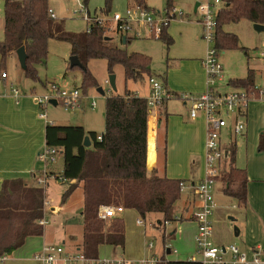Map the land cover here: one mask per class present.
<instances>
[{
  "label": "trees",
  "instance_id": "obj_1",
  "mask_svg": "<svg viewBox=\"0 0 264 264\" xmlns=\"http://www.w3.org/2000/svg\"><path fill=\"white\" fill-rule=\"evenodd\" d=\"M88 0H84L87 4ZM132 4L150 10L146 0H130ZM112 0H106L103 13H109ZM224 5L217 13V27L214 46L217 52L238 47L236 34L226 32L223 26L247 19L252 23L264 24V0H223ZM167 14L172 0H166ZM49 0H4V38L0 41V70L11 52L24 47L27 65L24 75L33 81L40 80L38 65L48 58L49 41L56 39L72 45L82 66V93L98 86V82L87 63L90 59H105L108 71L113 74L117 65L124 67L126 82H143L151 76L150 55L128 51L111 42L106 31L108 24L88 23L85 32L76 33L64 29L61 20L52 18ZM164 27L157 37L169 49L174 43L172 35ZM121 40L123 37H120ZM127 37V41H128ZM70 64V63H69ZM157 77V76H156ZM158 78V77H157ZM164 78V77H162ZM165 80V79H164ZM234 87L249 89L254 78L250 72L246 77L231 78ZM149 106L144 96L126 89L123 95L106 97L105 130L101 134L86 131L83 125L48 123L46 144L56 147L63 157L62 182L67 184L63 197L75 189L83 190V237L80 244L87 256H99L102 245L125 246V224L121 218H100L98 213L103 205H122L135 209L141 218L151 213L162 217L156 225L161 231L162 251H166L165 221L177 220V202L181 198L184 179L158 175L155 170L148 172L147 121ZM86 137L91 141L85 146ZM264 150V132L261 133L259 148ZM229 170L223 174L224 192L238 204L246 205L248 198V176L245 168L235 164L236 148L229 152ZM50 169V168H48ZM59 176V177H60ZM44 186L29 185L23 178H5L0 188V254H10L24 245L28 237L42 236L45 226L40 223L44 217ZM162 260L157 264H203L199 260Z\"/></svg>",
  "mask_w": 264,
  "mask_h": 264
},
{
  "label": "rangeland",
  "instance_id": "obj_2",
  "mask_svg": "<svg viewBox=\"0 0 264 264\" xmlns=\"http://www.w3.org/2000/svg\"><path fill=\"white\" fill-rule=\"evenodd\" d=\"M200 0H172V7L169 8L170 13H173V7L177 9L175 17L170 18L167 31L174 37V43L167 49L164 42L158 39L155 35H150L149 27L141 25L143 37H135L131 32L127 42H123L116 30V22L114 20L106 21L109 30L106 31L111 42L116 43L119 47L125 48L128 51H136L145 53L151 56L152 65L151 73L157 77L165 76L168 66L173 62L177 63L179 58L197 57L200 62L206 59L209 48H213L214 42H207L204 37V27L201 22L199 9H195V4ZM106 0H88L87 4L84 0H49L51 11L55 14L56 20H61L64 29L71 32H85L89 24L84 14L86 7L93 14L104 16L103 8ZM150 8L152 16L158 21L167 17L166 0H146ZM132 5L130 0H112L111 8L107 15H112L115 12H125ZM224 5L220 4V7ZM224 31L236 34L238 37V47L223 49L217 53V59L223 66L222 78L216 81L215 88L224 92L230 89L229 78L233 75H238L246 71L248 64L259 63L264 66V60L259 57L260 49L264 46V31H257L254 24L242 19L239 22L227 23L223 26ZM4 38V0H0V41ZM255 46H258L256 49ZM247 48L248 54L245 49ZM49 54L44 63L38 65V74L40 80L33 81L23 74V69L17 58V55H10L5 60V67L0 70L1 73L6 72L10 82H14L19 89L25 87V83L31 82L35 85V90L31 91L36 95H47L50 88L54 85L59 86L60 90H73L79 88L83 95L79 107H66L62 102L57 104L48 102L44 108L47 113V120L64 125H84L86 131L94 130L100 134L105 130V103L106 97L114 95H123L126 89H136L141 86L145 91L144 85L147 83V78L143 82L134 83L133 81L126 82L124 67L117 65L114 68L115 85L113 88L109 82L110 73L108 71V63L105 59H90L87 63L88 69L95 76L98 86L88 88L87 93H82L83 73L80 67H70V57L72 56V45L65 41L50 39L48 46ZM250 55V57H248ZM252 56H255L254 58ZM203 66V65H202ZM257 85L264 87V75L258 78ZM101 87L104 93H100L97 89ZM235 89V88H234ZM95 98L96 106L92 107L90 102ZM239 139V138H238ZM239 157L241 162L245 159L244 151L239 147ZM228 160V159H227ZM226 161V160H225ZM242 167V166H241ZM49 168L56 172V176H49L46 179L47 185L45 190V198L50 200L51 205L56 208L55 211L48 209L46 219L49 222L45 225V230L42 236L30 238L21 247L13 250L5 264H39L34 261L33 252L35 244H55L72 246L75 242L80 241L83 234V190L81 187L75 189L66 198L63 197L67 188V184L61 181L58 177L63 170V157L60 156L56 164L49 165ZM224 172L218 176V180L223 181L222 177L225 172H228L229 165L223 166ZM222 172V171H221ZM43 171H38V175H42ZM199 181L198 176L194 178ZM224 183V182H222ZM221 188L220 183L215 182L212 188V194L216 202L217 210L222 214L213 222V236L220 235L224 240L218 246H227L230 243L226 241L227 230L230 231L232 237L239 240L241 236L235 235V230L229 228L231 219L229 216L235 215L241 208L230 202L225 195L218 189ZM184 192L181 194V198ZM180 198V199H181ZM181 201V200H180ZM180 208L178 202L177 208ZM126 224V246L124 250H113L110 245H102L99 249V257H110L111 255H123L129 260H140L151 256L154 252H162L165 242L162 240L161 231L153 227L152 222L154 216L160 213H151L146 218H142L145 224H138L137 219L141 218L135 209H127L121 213ZM179 218V215H176ZM213 218V215H212ZM213 220V219H212ZM163 225H166L165 222ZM237 225V224H236ZM175 229L173 237L166 241L170 243L174 249H177L176 254H170L168 259H178L177 257L186 249H191L195 259L203 260L202 255L198 252L195 242L196 224L193 220L186 221H169L166 225V237L168 233ZM152 243V246L150 244ZM216 244V243H215ZM237 245V244H235ZM238 246V245H237ZM36 252V251H35ZM34 252V253H35Z\"/></svg>",
  "mask_w": 264,
  "mask_h": 264
},
{
  "label": "crops",
  "instance_id": "obj_3",
  "mask_svg": "<svg viewBox=\"0 0 264 264\" xmlns=\"http://www.w3.org/2000/svg\"><path fill=\"white\" fill-rule=\"evenodd\" d=\"M242 48L248 54L247 48ZM255 48L257 49L258 46H255ZM10 55H17V53L16 51L11 52ZM252 57L254 58L255 56ZM259 57L261 56L259 55ZM202 65L203 63L200 62L199 58L194 56L179 58L177 63L173 62L171 66H168L165 76H162L164 78H158L174 93H202L207 89L206 72ZM250 72L253 75L254 84H257L258 78L264 75V66H260L258 62L257 65L249 63L245 72L230 76L229 80L231 78L246 77ZM8 79V75L5 78H0V188L5 178L21 177L29 185L37 184L34 175L38 171L45 169L43 163L38 160L37 154L46 145L45 136L48 120L39 115L40 108L36 103L34 94L31 92L35 90V85L31 82L25 83V87L20 89L23 92V96L17 101L9 89V86L17 85ZM230 86V89L224 92L219 91V89L217 90L221 93H227L234 90V88H243L234 87L231 84ZM144 87V92H141L142 86L139 89H132V91L146 97L150 89L148 80ZM189 111L190 103H184L176 97L169 98L162 105L149 110L146 165L149 173L155 170L158 175L185 180V188L182 189L184 193L180 199L181 201H178L180 208H177V215L180 217L177 218V221L193 220L196 224L197 232L195 212L199 207V201L195 192L197 181L194 178L198 176L201 179L205 171L206 123L203 117L191 118ZM245 118L246 128L243 134L236 136L231 134L230 126L223 133L222 146L228 153V160L222 163L221 174L224 172L223 166L225 164L229 165L230 150L232 147H235V164L240 168H245L248 176V198L246 205L238 204L233 197L228 196L224 192L225 183H222L224 181L220 182L221 180L217 179L216 182H219L221 185V188H218L221 193L230 202L241 208L239 212L234 213L235 215L229 216L231 219L229 228L235 230L236 236H242L239 240H236L232 237L230 231L227 230L226 241L237 244L246 253L248 259H253L255 250L260 249L261 264H264V150L260 151L258 149L261 133L264 132V100H251L248 104ZM103 132L104 130L100 134ZM239 147L245 153L243 162H241L239 157ZM49 171L55 172L51 168ZM124 210H127V208ZM221 214L222 212L215 207L212 214L213 222ZM152 216L154 217L152 222L153 227L159 229L156 222L162 215ZM118 218L123 219L125 224L122 214ZM143 224H145V221ZM169 234H171L170 238L173 237L175 229L169 232ZM33 237L35 236L28 237L27 240ZM212 238L216 244L224 241L220 235L212 236ZM81 241L82 238L80 241L75 242L74 245L70 247L67 245L65 248L68 251L81 249ZM44 244L43 242H36L35 251L40 249ZM125 246L112 247L116 251L119 249L124 250ZM34 252L32 255H34ZM176 253L170 252L167 249L165 252H154L152 255H163L164 258L168 259L167 257L170 254ZM112 256L124 257L121 254L111 255L110 257ZM32 258L36 261L34 257ZM177 258L169 260H197L192 255L191 249H186Z\"/></svg>",
  "mask_w": 264,
  "mask_h": 264
},
{
  "label": "built area",
  "instance_id": "obj_4",
  "mask_svg": "<svg viewBox=\"0 0 264 264\" xmlns=\"http://www.w3.org/2000/svg\"><path fill=\"white\" fill-rule=\"evenodd\" d=\"M201 22L204 27V37L207 42L215 39L217 27V13L222 0H200L198 1ZM177 11L173 7V13L168 12L165 19L157 21L151 14V11L142 8L136 4L130 5L125 12H115L112 15L99 16L97 13L91 14L87 7L84 14L87 22L105 23L114 20L116 22V30L119 37H131L132 32L135 37H143L141 25L149 27L150 35L158 37L164 27L169 24L170 18L175 17ZM52 18L56 19L55 14L50 11ZM89 28V27H88ZM109 30V27H108ZM217 50L215 46L209 48L208 55L203 61L206 72L207 89L202 93L180 92L174 93L156 76L148 79L150 89L145 97L149 106V110L153 107L162 105L169 98H178L184 103H190V117H203L206 123V144H205V171L203 177L195 186L196 196L199 201V207L195 212V221L197 223V232L195 242L198 252L202 255L203 264H261L260 249H256L253 259H248L239 246L229 244L227 246H218L213 241V220L212 214L216 207L212 188L221 173L222 163L228 159V153L222 146V136L226 128L230 126L231 134L241 135L246 128L245 113L251 100H264V87L255 84L249 89H234L227 93H221L215 88L217 80L222 78L223 66L217 59ZM259 55L264 59V46L260 49ZM6 72L1 73V77H6ZM11 94L18 99L22 97L23 92L17 86H9ZM34 94V93H33ZM137 94V93H135ZM139 95V94H137ZM83 95L79 88L73 90H60L59 86L54 85L47 95H36L34 98L40 108L39 115L47 119V113L44 108L51 100L62 102L66 107H79ZM92 107L96 106L95 98L90 102ZM48 123H53L48 121ZM102 139V135L97 136ZM60 157L59 150L56 147L47 144L39 150L37 158L43 163L45 169L42 175L35 174V181L40 186H46V179L53 176L56 172L49 171V165L56 164ZM61 175V174H60ZM59 175V176H60ZM56 176V175H55ZM58 176V177H59ZM57 177V176H56ZM61 181L63 180L60 176ZM182 189L185 183L182 182ZM46 188V187H45ZM55 211L56 208L51 205L50 200H44V217L40 220L42 225H46L49 220L46 219V213ZM122 205H103L99 209L100 218H116L123 211ZM177 218V217H176ZM138 223L143 224L142 219H138ZM169 221H165L168 224ZM152 246V243L150 244ZM166 249L170 252H177L170 243L166 244ZM9 254H0V264H5ZM34 259L39 264H157L162 259L159 256L151 255L140 260H129L121 256H112L101 258L87 256L81 249L68 251L64 245L44 244L38 249L34 255Z\"/></svg>",
  "mask_w": 264,
  "mask_h": 264
},
{
  "label": "water",
  "instance_id": "obj_5",
  "mask_svg": "<svg viewBox=\"0 0 264 264\" xmlns=\"http://www.w3.org/2000/svg\"><path fill=\"white\" fill-rule=\"evenodd\" d=\"M199 5V2H196L195 4V8L197 9ZM254 28L257 30V31H264V24H260V23H254ZM123 42H126V38L123 37ZM16 53L18 55V58H19V61H20V64H21V67L22 69H25L26 68V65H27V53L25 51V48L24 47H20L16 50ZM70 66L73 67V66H82L81 62L79 61L78 57L76 55H72L70 57ZM109 82L111 84V86L113 88L116 87L115 85V75L114 74H110L109 76ZM98 92L100 93H104L103 89L101 87H99L97 89ZM52 103L54 104H57L56 100H51ZM85 146H89L91 144V141L88 137H86L85 139V142H84ZM237 230V228H235Z\"/></svg>",
  "mask_w": 264,
  "mask_h": 264
}]
</instances>
